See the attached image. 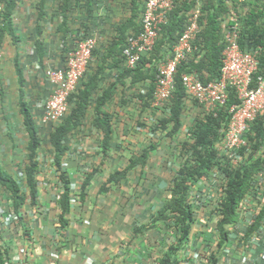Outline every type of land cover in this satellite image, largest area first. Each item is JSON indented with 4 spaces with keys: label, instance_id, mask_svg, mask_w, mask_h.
I'll return each mask as SVG.
<instances>
[{
    "label": "crops",
    "instance_id": "0c3cea01",
    "mask_svg": "<svg viewBox=\"0 0 264 264\" xmlns=\"http://www.w3.org/2000/svg\"><path fill=\"white\" fill-rule=\"evenodd\" d=\"M228 4L232 7L231 2ZM130 14V0H15L11 32H3L0 46V166L9 175L15 176L14 171H22L27 164L28 136L18 104L20 89L23 88L42 139L38 176L42 189H38V205L25 206L20 213L22 220L15 225V229H7L10 224L4 219L5 215H1L0 207V245L8 250L7 264H157L164 247L170 243L171 234L166 233L164 228L138 233L135 228L148 225L157 209L169 198L173 173L169 181L159 178L158 186L150 191L148 186L151 184L144 182L147 180L146 172L149 165L153 166L162 138L174 143L179 152V143L186 137L193 120L204 113L194 99L186 98L183 127L171 142L166 131H151L157 117L162 116V108H153L151 102L148 106L139 98L145 94L149 80L131 84L127 79L123 84H117L112 100L105 106L113 125V146L107 156L101 155L102 134L91 125L90 109L82 124L65 138L67 150L61 164L70 181L73 201L64 229H60L58 223L61 183L52 161V147L48 145L50 130L37 122L50 93L44 70L65 67L68 54L78 38L75 33L78 35L86 31L95 37L96 45L88 67H97L115 36V26ZM139 23L136 19L134 27L137 28ZM102 66L107 67L100 80L101 87L105 88L121 72L125 63L118 56L116 60L108 58ZM20 72L24 79L22 88L18 80ZM153 136L158 137L159 142L152 140ZM150 142L157 144V148L144 166L133 167L119 184H109L107 191H99L110 173L125 168L131 155ZM162 163L165 165L164 161ZM178 163L179 159L173 165V171ZM94 168L97 172L87 188L84 202H80L76 195L82 179ZM201 181L193 185L191 195L201 193V186L207 184L206 179ZM139 185V191L129 189V186ZM0 194L7 198L2 189ZM1 203L10 205L9 200ZM195 217L187 246V250L192 252H188L186 257L185 250L180 264H204V261L211 264L209 255L202 257L199 252L200 245L205 243L204 237L208 235L203 231L205 219ZM215 237L216 234L212 236V245ZM205 249L210 247L205 246ZM213 252L210 254L216 255L219 264L222 250ZM220 264L230 262L222 260Z\"/></svg>",
    "mask_w": 264,
    "mask_h": 264
},
{
    "label": "trees",
    "instance_id": "16d2710c",
    "mask_svg": "<svg viewBox=\"0 0 264 264\" xmlns=\"http://www.w3.org/2000/svg\"><path fill=\"white\" fill-rule=\"evenodd\" d=\"M63 1V0H62ZM203 24L202 31L197 35L193 45L196 50L191 59L181 63L174 76V91L169 102L161 109L162 116L157 117L151 131H166V136L173 142L183 127V113L187 95L182 83L185 74L195 73L203 83L214 81L220 77L221 42L220 21L229 13L231 2L235 8V0H200ZM197 0H176L173 9L167 13L166 23L162 24L152 52L142 56L137 66L133 69L121 67V72L107 87L102 88L100 80L107 67L102 63L108 58L117 59L118 56L124 61L122 50L126 44V38L131 33H138L141 29V14L144 9L143 0H130L131 14L123 22L115 26V36L107 47V53L101 57L97 67H88L83 78L80 80L76 90L68 97L69 112L67 116L50 130L48 145L52 147V161L58 172V179L61 183V194L59 198L60 214L58 223L60 229L67 225V214L71 207L70 181L62 167V159L67 147L65 138L69 133L76 130L83 122L88 111L92 109L91 125L102 134L100 152L107 156L113 146V125L109 114L105 111L106 104L112 100L117 84H123L124 80H130L131 84L143 83L149 80L145 94L139 98L148 106L152 100V93L155 88L157 68L168 56L172 47L185 29L186 15L196 5ZM4 10L1 14L0 25V46L4 31L11 32V14L15 6V0H3ZM67 5V3H65ZM247 12L241 14V29L239 44L242 49L259 48V67L254 78L264 71V0H249L245 3ZM65 18V15H64ZM139 19L137 28L134 27L135 20ZM65 23V22H64ZM131 30V31H130ZM84 35H88L86 31ZM76 36L77 32L75 33ZM94 51L92 52V54ZM118 68V67H117ZM205 72V73H204ZM20 88L23 87L24 79L19 74ZM19 108L23 118V127L28 136L27 164L18 175H9L0 166V189L7 193L10 205L3 210L1 215H6L7 224L16 225L21 222L20 213L28 204L30 207L38 205V176L40 173L39 148L42 144L39 129L34 121L31 107L25 98L24 89H20ZM238 102L237 94L229 89L228 99L225 105L217 108L212 113H201L195 117L186 137L179 143V163L174 169V176L169 187V198L157 209L151 217L148 225H141L135 228V232H144L153 228H161L170 233L173 239L162 251L157 259V264H180L185 250L189 245L190 236L194 223L196 222V207L190 200L192 186L202 179L210 180L213 177V170L217 169L225 178L222 184V191L217 197L215 211L220 215L215 226L216 245L218 251L223 250L228 239L227 226L236 222V208L240 200L250 191L251 177L254 173L263 169L264 166V113L260 114L249 126L247 138L250 152L248 159L232 169L227 168L226 161L219 157L217 143L220 142L227 126L231 105ZM157 144H150L139 152L133 153L128 164L121 170L109 174L102 183L99 191L108 190L109 184H119L126 179L133 167L144 166L155 151ZM98 170V169H97ZM94 168L87 173L81 182L79 192L76 195L80 202H84L87 188L91 179L96 174ZM220 185V183H218ZM2 197V196H1ZM0 197V198H1ZM2 198L0 201H4ZM17 216V217H16ZM264 218V207L260 216L246 230L249 235L255 230ZM16 220V221H15ZM211 239L206 245H211ZM210 247V246H207ZM8 250L0 245V264H7ZM211 264L218 262L215 254L210 255Z\"/></svg>",
    "mask_w": 264,
    "mask_h": 264
},
{
    "label": "built area",
    "instance_id": "2783aa9c",
    "mask_svg": "<svg viewBox=\"0 0 264 264\" xmlns=\"http://www.w3.org/2000/svg\"><path fill=\"white\" fill-rule=\"evenodd\" d=\"M144 9L141 14V29L138 33H130L126 38L122 56L126 68L137 66L142 56H147L159 37L162 24L166 23L167 13L173 9L176 0H143ZM236 7H230L229 13L220 21L221 52L220 77L214 81L203 83L195 73L185 74L182 83L187 97L194 99L205 113H212L225 105L229 89L237 94L238 102L230 106V114L224 134L216 148L218 155L225 160L230 170L244 163L250 152L247 132L250 124L264 113V71L254 78L259 67V48L242 49L239 44L241 29V14H244L248 0H235ZM201 1L197 0L195 7L187 13L185 29L172 47L170 56L158 65L155 88L152 93L151 106L163 108L170 100L174 91V76L178 66L183 63L196 47L193 45L197 35L202 31L203 24ZM4 10L3 0H0L1 14ZM96 45L93 36L79 34L74 49L68 54L64 68H46L44 77L50 86V93L43 105V112L38 118V124L45 129H54L69 112L68 97L73 93L83 78L92 60V52ZM225 178L217 169L208 180L212 195L211 201L199 200L202 193L196 192L190 196L191 202L199 208L206 209L204 219L207 228L215 229L220 215L214 210L216 200L222 191ZM220 183V185H218ZM193 187V186H192ZM195 199H192V198ZM73 200L71 199V202ZM212 203L209 208L208 202ZM202 202V203H199ZM214 207V208H213ZM264 207V166L262 170L251 177L250 191L240 200L237 208L236 222L227 226L228 239L220 254L222 260L230 264H264V218L260 225L249 235L246 230L260 216ZM7 220V217H6ZM210 226H209V224ZM216 234L215 230L211 232ZM211 249V250H210ZM205 256L212 255L217 250L216 240ZM213 252L212 254H210ZM234 259L233 262L230 260ZM90 261H94L90 258ZM210 264V263H208Z\"/></svg>",
    "mask_w": 264,
    "mask_h": 264
},
{
    "label": "rangeland",
    "instance_id": "374dc122",
    "mask_svg": "<svg viewBox=\"0 0 264 264\" xmlns=\"http://www.w3.org/2000/svg\"><path fill=\"white\" fill-rule=\"evenodd\" d=\"M157 138L158 137L155 138L153 136V139L150 138V140L152 139V140H154L157 143V142H159V139H157ZM162 139H163V141H160L161 142L160 149L156 150L159 153L158 154L156 153L154 155V157H155L154 160L155 161L153 163V166L149 165L148 171L146 172V174H147L146 175L147 180L144 181V182H145L146 185H147V181L151 184V186H148V188H149L148 190H150V191H153V187H157L158 186L157 180H159V178L164 177L166 179V181H169V178L172 177V173L174 174V171H173V167L174 166L173 165L179 159L178 158V152L176 151V148H175V144L174 143H168V142H166V140L164 138H162ZM167 144H168V146H167ZM137 147H139V145H137ZM163 150H165V151L163 152ZM162 161L165 162V165L162 163ZM158 162H160V164H158ZM14 172H15V174L18 175V172L19 171H14ZM203 180L204 179H202V181ZM206 181H207V184H208L209 183L208 180H206ZM207 184H204L203 185V183H200V185H203V186H201V193H202L201 194V197L198 198L201 201H204L205 199H207V200H210L211 199V195H212L211 187H210V184H208V185ZM41 187L42 186H40V188ZM41 189H39V190H41ZM129 189H133V190L139 191V189H141V185H139L138 187H136V186L135 187L129 186ZM1 196H2V194H0V197ZM1 198L2 199L3 198L5 199V197H3V196ZM192 199H195V198L193 197ZM210 201L207 204H208L209 208H212V206H211L212 203ZM1 202H3V201H1ZM199 203H202V202H199ZM193 205L196 207V210H197L196 211L197 219L198 220H201L202 218H204V213L206 212V209L204 207H202V206L200 208H199V206H196V205H198V202L197 203H194L193 202ZM0 207H1L2 210H7V206L3 205L2 203L0 204ZM0 221H1V218H0ZM203 223H207L206 222V219H205V221H203ZM205 226H207V224H205ZM209 226H210V224H209ZM206 228L207 227H205L203 229V231H205V233L208 234L207 240H210L211 239V234H212L211 233L212 232V229H206ZM7 229H15V226L14 225H10L9 227H7ZM191 234H192V232H191ZM172 241H173V239L171 238L170 242H172ZM164 243H165V245H167V242L165 241V239H164ZM189 243H190V241H189ZM163 245H162V247H163ZM201 245L199 247L200 248L199 249V252L203 254L202 257H205V253L208 251L207 249H205V246H210V248H211V245H209V244L206 245V243H204L202 246ZM186 252H187V256L186 257H188V252L190 254L192 252V250H190V249L187 250L186 249ZM207 262L208 261H204V264H208Z\"/></svg>",
    "mask_w": 264,
    "mask_h": 264
},
{
    "label": "clouds",
    "instance_id": "9594fccd",
    "mask_svg": "<svg viewBox=\"0 0 264 264\" xmlns=\"http://www.w3.org/2000/svg\"><path fill=\"white\" fill-rule=\"evenodd\" d=\"M40 187V186H39ZM39 187H38V189H39ZM71 201V200H70ZM72 203V202H71ZM2 212H3V210H2ZM4 217V216H3ZM17 217V216H16ZM4 219L6 220V215H5V217H4ZM4 221V220H3ZM3 223V222H2ZM11 225V224H10ZM10 225H8L7 227H9ZM217 264V263H216Z\"/></svg>",
    "mask_w": 264,
    "mask_h": 264
}]
</instances>
